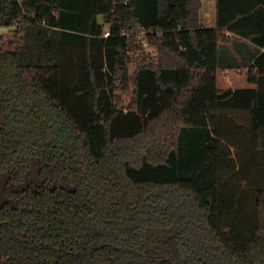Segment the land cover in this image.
Masks as SVG:
<instances>
[{"label":"trees","instance_id":"obj_1","mask_svg":"<svg viewBox=\"0 0 264 264\" xmlns=\"http://www.w3.org/2000/svg\"><path fill=\"white\" fill-rule=\"evenodd\" d=\"M215 2L0 0V264H264V178L246 232L220 196L226 111L264 153V0Z\"/></svg>","mask_w":264,"mask_h":264},{"label":"rangeland","instance_id":"obj_2","mask_svg":"<svg viewBox=\"0 0 264 264\" xmlns=\"http://www.w3.org/2000/svg\"><path fill=\"white\" fill-rule=\"evenodd\" d=\"M200 22L204 27L216 26V2L215 0H201V8L199 10ZM99 21L102 22L101 17ZM107 27V25H105ZM12 28L0 26V33L9 34ZM139 41L145 46L146 51H149V45L146 39L142 36L139 37ZM233 45V44H232ZM231 44L226 47L223 45V51L226 50V54L233 57L231 52ZM225 54V52H224ZM236 58V57H235ZM249 116L243 111H226L222 115V147L220 152V167L221 171H228V164H232L235 169L231 175L223 178L221 181V199L222 208L224 210L222 215V230L228 232L230 228L225 226V212L228 211V206L236 203V206L242 211L239 215V219H242L240 228L244 229L243 218L246 216L248 221L252 220V200L253 192L257 187L263 185L260 180L264 178V153L256 155V159L251 161V157L254 155L253 141L250 134L246 129L249 124ZM235 190V191H234ZM231 196H234L230 202L225 201ZM237 199L242 198L240 203L236 202ZM236 210V207H235ZM235 212V211H234ZM233 212V214H234ZM232 212L227 219V222L232 221ZM239 230H231V232L237 233Z\"/></svg>","mask_w":264,"mask_h":264},{"label":"crops","instance_id":"obj_3","mask_svg":"<svg viewBox=\"0 0 264 264\" xmlns=\"http://www.w3.org/2000/svg\"><path fill=\"white\" fill-rule=\"evenodd\" d=\"M261 50H263V48H261ZM241 55H243V54L241 53Z\"/></svg>","mask_w":264,"mask_h":264}]
</instances>
